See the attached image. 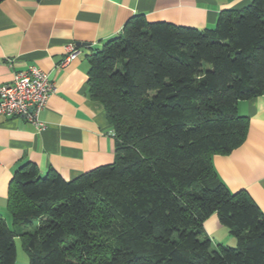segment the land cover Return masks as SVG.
<instances>
[{
	"label": "trees",
	"instance_id": "16d2710c",
	"mask_svg": "<svg viewBox=\"0 0 264 264\" xmlns=\"http://www.w3.org/2000/svg\"><path fill=\"white\" fill-rule=\"evenodd\" d=\"M87 62L114 160L71 180L17 169L0 264H13L16 238L27 264H264V212L212 164L246 139L238 102L264 94V0L223 10L206 29L135 15ZM212 214L235 247L212 246Z\"/></svg>",
	"mask_w": 264,
	"mask_h": 264
},
{
	"label": "crops",
	"instance_id": "0c3cea01",
	"mask_svg": "<svg viewBox=\"0 0 264 264\" xmlns=\"http://www.w3.org/2000/svg\"><path fill=\"white\" fill-rule=\"evenodd\" d=\"M252 0H3L0 2V86L17 71L36 66L56 86L38 115V130L23 118L0 116V215L17 169L34 164L71 180L114 160L115 140L101 103L87 90V56L121 34L135 15L150 23L167 22L213 28L223 10H240ZM78 53L65 63V46ZM237 112L249 119L242 145L212 164L232 193L244 190L264 212V94L239 101ZM211 242L236 240L212 214L203 223ZM219 235V239H215ZM218 244V243H216ZM213 245V243H212Z\"/></svg>",
	"mask_w": 264,
	"mask_h": 264
},
{
	"label": "built area",
	"instance_id": "2783aa9c",
	"mask_svg": "<svg viewBox=\"0 0 264 264\" xmlns=\"http://www.w3.org/2000/svg\"><path fill=\"white\" fill-rule=\"evenodd\" d=\"M65 63L73 60L78 48L71 43L65 46ZM56 92V86L47 74L36 66L17 71L11 83L0 86V116L23 118L38 130L44 126L38 115L46 106L48 98Z\"/></svg>",
	"mask_w": 264,
	"mask_h": 264
},
{
	"label": "rangeland",
	"instance_id": "374dc122",
	"mask_svg": "<svg viewBox=\"0 0 264 264\" xmlns=\"http://www.w3.org/2000/svg\"><path fill=\"white\" fill-rule=\"evenodd\" d=\"M3 218L5 219L6 224L8 226H10L11 225V219H10L9 215L7 213H4ZM223 230L227 231V229L225 227ZM214 237H216L215 239H219L218 238L219 235H216ZM214 241L215 242H212L213 247H214V245H216V243H220V242H216L217 240H214ZM226 246L233 248L236 246V244H234L232 246L231 245H226ZM15 247H16V256H15V260H14L13 264H27L28 263L27 253L24 250V247H23L21 240L19 238L15 239Z\"/></svg>",
	"mask_w": 264,
	"mask_h": 264
}]
</instances>
